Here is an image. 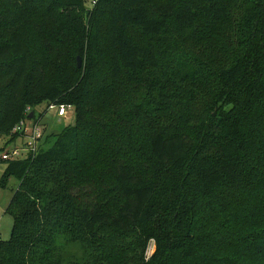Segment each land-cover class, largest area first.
<instances>
[{
    "label": "trees",
    "instance_id": "1",
    "mask_svg": "<svg viewBox=\"0 0 264 264\" xmlns=\"http://www.w3.org/2000/svg\"><path fill=\"white\" fill-rule=\"evenodd\" d=\"M43 103L76 122L1 159L0 264H264V0H0V136Z\"/></svg>",
    "mask_w": 264,
    "mask_h": 264
},
{
    "label": "rangeland",
    "instance_id": "2",
    "mask_svg": "<svg viewBox=\"0 0 264 264\" xmlns=\"http://www.w3.org/2000/svg\"><path fill=\"white\" fill-rule=\"evenodd\" d=\"M148 2H162L167 0H147ZM98 24V34L100 37L99 42L103 43L106 41V33L109 29V15L105 10H102V16L100 18ZM131 33L136 37L137 40L140 39V33L137 30H131ZM82 40V39H81ZM81 41L76 43V46L81 45ZM80 57V56H78ZM81 59V58H80ZM81 66H83V61L81 59ZM205 81L210 84L208 79ZM68 115L66 117H58V110L57 109H49L48 103H43L42 105L38 106L34 109V113L36 115V119H29L27 121L28 127H32L38 121V128L41 131H44L47 136H50L48 143L45 144L46 148H50L55 142L56 134L63 132L65 129L73 126L76 122V114L74 108H67ZM43 115V116H42ZM27 139L24 137L21 139L17 138L16 140H9L7 137L0 136V161L2 159L3 154L11 153L14 149H19L22 154L26 155L28 151L27 148ZM187 148L189 151V156L192 158L193 156V146L191 143H187ZM98 160H101V157H98ZM4 165L0 163V179L3 175ZM184 173V172H183ZM193 185H195L194 181H192ZM19 181L16 178H11L8 186L6 188L0 187V236L3 240H9L12 234L13 229V218L6 213L7 207L9 206L14 192L18 189ZM197 190L192 187L190 190V197L193 198ZM200 200V199H198ZM196 200V202L198 201ZM198 207L196 210L195 216V235L201 236L200 227L204 224L205 216L202 214L204 210L203 204L197 203ZM202 214V215H201ZM202 240L201 237H199ZM149 248L148 251L143 253L142 249L139 247V243L135 242L131 236L122 237V238H115L113 243H111V249L109 252L111 253V264L118 262V264H137L141 256H144L149 260L157 251L156 242L155 240H151L148 244ZM73 253L77 255H81V249L78 245H74L72 247Z\"/></svg>",
    "mask_w": 264,
    "mask_h": 264
},
{
    "label": "built area",
    "instance_id": "3",
    "mask_svg": "<svg viewBox=\"0 0 264 264\" xmlns=\"http://www.w3.org/2000/svg\"><path fill=\"white\" fill-rule=\"evenodd\" d=\"M49 109H57L58 110V117H66L68 115L67 107L64 106H49ZM39 124H35L31 128L28 127L27 121H22L16 128L15 133H20L25 139H27V154L34 153L36 154L39 150V144L41 139L44 136V131H41L38 127ZM26 154V155H27ZM26 155L22 154L19 149H14L11 153L3 154L2 158L4 160H16L24 158Z\"/></svg>",
    "mask_w": 264,
    "mask_h": 264
},
{
    "label": "water",
    "instance_id": "4",
    "mask_svg": "<svg viewBox=\"0 0 264 264\" xmlns=\"http://www.w3.org/2000/svg\"><path fill=\"white\" fill-rule=\"evenodd\" d=\"M78 64H79V67H81V59L80 58L78 59ZM33 117H34V114L31 113L30 114V119H33Z\"/></svg>",
    "mask_w": 264,
    "mask_h": 264
},
{
    "label": "crops",
    "instance_id": "5",
    "mask_svg": "<svg viewBox=\"0 0 264 264\" xmlns=\"http://www.w3.org/2000/svg\"><path fill=\"white\" fill-rule=\"evenodd\" d=\"M0 238H1V236H0Z\"/></svg>",
    "mask_w": 264,
    "mask_h": 264
}]
</instances>
